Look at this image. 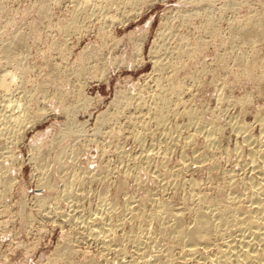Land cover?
<instances>
[{"label":"rangeland","instance_id":"obj_1","mask_svg":"<svg viewBox=\"0 0 264 264\" xmlns=\"http://www.w3.org/2000/svg\"><path fill=\"white\" fill-rule=\"evenodd\" d=\"M43 1L0 0V46L19 31L28 37L20 66L4 62L0 47V76L16 74L11 95L21 103V94H27L35 119L12 144L13 158L0 157V166L8 169L13 183L10 192L0 196V264H118L125 257L106 251L100 241L87 236L88 228L77 217L87 216L104 193L121 207L127 197L143 199L145 186L159 188L134 159L141 146L132 133L149 122L147 108L135 106L139 97L148 99L155 87L148 76L154 68L153 40L164 31L170 47L177 46L183 36L192 43L175 82L179 93L185 92L177 108L191 104L203 111L205 120L212 118L219 124L237 115L252 123L256 109L264 115V83L259 80L264 42L250 50L256 59L248 70L232 62L216 75L204 67L213 64L220 46L228 45L231 24L242 25L250 15L264 13V0H144L141 9L108 26L86 15L82 30L69 35L63 28L74 2L53 0L42 14ZM120 4L117 1L113 7ZM138 40L142 46L137 47ZM244 48L237 46L239 51ZM221 88L225 95L249 96L250 101L229 106L219 98ZM10 97V92L0 89L1 117L15 107L14 102L7 107ZM40 108L45 115L40 116ZM255 123L252 129L258 134L260 126ZM145 124H150V130L156 128L152 122ZM224 134L223 147L232 151L240 137L230 128ZM6 145L9 141L1 139L0 147ZM144 145H151L150 138ZM216 157L221 168L249 172L235 158L226 159L221 150ZM179 158L174 151L169 161L176 164ZM128 159L132 166L136 163V171L127 170ZM41 174L47 189L40 185ZM189 174L202 180L211 177L203 169ZM65 182L70 183L72 203L65 198ZM41 195L47 196L43 203L38 200ZM67 244L74 251L71 255L57 252Z\"/></svg>","mask_w":264,"mask_h":264},{"label":"bare ground","instance_id":"obj_2","mask_svg":"<svg viewBox=\"0 0 264 264\" xmlns=\"http://www.w3.org/2000/svg\"><path fill=\"white\" fill-rule=\"evenodd\" d=\"M52 1H43L40 6L42 14L47 13ZM72 1L73 9L63 28L66 35L82 30L86 15L96 17L103 26H108L117 19L123 20L134 14L144 0ZM117 1L121 4L114 8ZM113 9L117 14L112 13ZM165 34L159 31L150 50L154 68L148 76L154 79L155 87L148 99L139 97L135 106L141 110L147 108L145 113L150 114L147 115L149 122L156 128L150 130L151 123L147 120L132 131L141 146L134 159L148 176L155 179L159 188L145 186L143 199L127 197L121 207L109 201L104 193L96 207L87 216L79 215L77 222L86 226L87 236L89 234L100 241L106 251L111 249L125 257L118 264H264V115L260 108L253 112L254 125L260 126V132L255 134L254 122L245 121L238 115L229 116L219 124L212 118L205 120L203 111L191 104L177 108V102L182 101L181 94L185 92L180 94L175 82L184 58L191 54L192 43L183 36L177 46L170 47L164 39ZM228 35V45L219 47L213 64L204 67L206 72L217 75L221 70H227L232 62L242 65V70L249 69L256 59L250 50L257 42H264V13L250 15L242 25L231 24ZM27 40V34L19 31L1 45L4 62L22 65L21 49ZM139 45L142 46L141 40L137 42V47ZM237 46H243L245 50L239 51ZM259 70V80L264 83V57ZM15 75L13 72L9 77L0 76V89L10 92L11 96L7 107L14 102L16 109L20 108L18 112L14 107L8 110L9 113L2 112L3 117L0 115V140L6 138L9 141V145L0 147V157L13 158L12 144L22 137L29 123L35 121L27 102L29 96L21 94L24 101L19 103L11 95ZM178 82L183 84L182 80ZM130 98L128 96V100ZM219 98L229 106L236 103L243 106L250 101L249 96L235 98L225 95L222 88ZM39 114L45 115V109L40 108ZM178 119L183 121L178 122ZM225 128L240 137L232 151L222 144ZM147 138H150L151 145L145 148ZM199 138L202 143L197 144ZM36 149L41 153L39 147ZM220 150L226 154V159L235 158L237 164L247 167L249 172L240 168L239 174L235 169L221 168L216 157ZM174 151L179 152L180 158L178 163L171 164L169 156ZM128 160L127 170L136 171V163L132 166L131 159ZM202 169L210 173L209 179L202 180L189 174ZM7 170L0 166V196L12 188ZM134 175L144 186L138 175ZM45 183L41 174L40 185L47 189ZM70 189V183L65 182V198L72 203ZM46 198L41 195L38 200L43 203ZM57 252L69 256L74 251L67 244L59 247Z\"/></svg>","mask_w":264,"mask_h":264}]
</instances>
